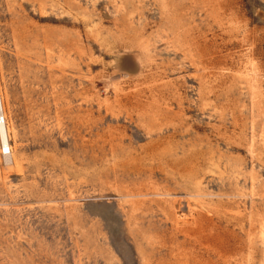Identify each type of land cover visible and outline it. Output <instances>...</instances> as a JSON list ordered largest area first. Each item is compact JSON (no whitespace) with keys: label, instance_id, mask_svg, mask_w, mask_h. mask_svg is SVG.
Instances as JSON below:
<instances>
[{"label":"rangeland","instance_id":"obj_1","mask_svg":"<svg viewBox=\"0 0 264 264\" xmlns=\"http://www.w3.org/2000/svg\"><path fill=\"white\" fill-rule=\"evenodd\" d=\"M0 87V264H264V0H0Z\"/></svg>","mask_w":264,"mask_h":264},{"label":"bare ground","instance_id":"obj_2","mask_svg":"<svg viewBox=\"0 0 264 264\" xmlns=\"http://www.w3.org/2000/svg\"><path fill=\"white\" fill-rule=\"evenodd\" d=\"M5 96H6V94H5ZM5 98H7V97H5ZM4 109H5V99L3 97V93H2L1 87H0V114H4ZM0 137H1L3 147L5 149H8V151H10V146L8 143V130L4 124H0Z\"/></svg>","mask_w":264,"mask_h":264},{"label":"built area","instance_id":"obj_3","mask_svg":"<svg viewBox=\"0 0 264 264\" xmlns=\"http://www.w3.org/2000/svg\"><path fill=\"white\" fill-rule=\"evenodd\" d=\"M4 120H3V117L0 116V124H3Z\"/></svg>","mask_w":264,"mask_h":264}]
</instances>
